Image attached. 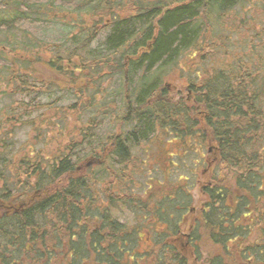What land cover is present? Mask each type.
Returning a JSON list of instances; mask_svg holds the SVG:
<instances>
[{
  "label": "trees",
  "instance_id": "16d2710c",
  "mask_svg": "<svg viewBox=\"0 0 264 264\" xmlns=\"http://www.w3.org/2000/svg\"><path fill=\"white\" fill-rule=\"evenodd\" d=\"M44 1L0 0V10L11 12L6 21L0 22V30L12 31L25 24L49 31L52 24L40 12ZM123 1L89 0L84 6L79 5L74 12L91 10L85 8L88 6L106 20L100 27L81 24L79 30L83 29L84 35L80 31L76 35L70 33L72 36L68 38L76 41L75 52L60 53V44L52 41L49 47L55 54L44 63L63 75L80 71L77 81L79 75L96 66V61L87 60L90 55L77 53V46L88 49L105 32L101 53L104 50L111 56L100 64L115 65L113 71L124 79L128 101L123 123L119 118L117 123L124 127L132 122L135 128L130 133H123L120 128L113 136L101 137L95 134L99 125L94 120L89 119L85 125L78 118L81 123L78 136L64 150L46 162L41 151L35 152L33 158L19 159L13 170L4 162L7 158L1 143L7 140L0 142V159L7 167L0 168V264H190V255L201 264H264V70L261 64L250 57L246 62L236 60L216 67L201 84L188 82L189 89L195 93L190 100L170 93L166 79L148 83L154 71L178 63L187 51L202 49L206 31V23L202 25L204 16H213L215 22H220L250 0H135L131 1L132 7L115 13ZM52 3L54 0H48L46 5ZM74 55L77 62L71 61ZM67 64L72 70L65 69ZM198 76L201 77L199 73ZM15 77V80L6 78L5 85L14 84L16 89L39 87V92L44 88V94L52 87V84H37L20 71ZM88 89L80 86L78 96H84ZM18 105L7 113V122L12 119L17 124L21 116L23 125L37 129L34 120L24 121L30 116L29 111L38 112V106L26 108L25 101ZM87 108L81 106L83 114ZM81 111L80 107L75 109L80 113L78 117ZM162 131L173 132L184 144L188 143L187 137L201 131L203 144L211 143L215 147L213 173L204 188L200 215L191 226V233L183 231L187 218H180L175 229H164L165 234H159L160 239L163 236L166 239L153 242L149 250L141 252L139 228H130L119 221L111 209L118 202L141 208L139 211L147 208V202L141 207L127 194H117L121 189L119 180L129 169L133 148L140 141L149 142L153 138L156 141ZM189 151L185 149L180 158L183 164ZM88 156L101 162L100 173L89 177L77 174L89 170L87 164L78 166ZM119 165L124 168L116 169ZM8 171L18 176L17 182L8 181L5 176ZM107 173L113 178L103 191L108 203L94 209L91 205L96 199L89 186ZM24 175L27 180L20 188L18 183L23 180L19 177ZM182 179V183L177 180L173 184V197L183 193L192 205L194 198L184 185L188 179L182 176L179 181ZM171 207L172 202L157 204L149 211L152 222L162 223L164 212L172 210ZM203 239L218 247L217 252L204 257Z\"/></svg>",
  "mask_w": 264,
  "mask_h": 264
},
{
  "label": "rangeland",
  "instance_id": "374dc122",
  "mask_svg": "<svg viewBox=\"0 0 264 264\" xmlns=\"http://www.w3.org/2000/svg\"><path fill=\"white\" fill-rule=\"evenodd\" d=\"M88 1L54 0L52 6L46 5L48 0L44 1L45 4L42 5L43 9L40 12L52 26L49 27V31L40 34L36 38V42L29 40L30 38L35 39L31 32L32 27L29 28L30 35H27L28 37L21 32L24 28H28L25 25H22L21 29L12 31L0 30V142L7 140V142L1 143V146L4 147V158H7L4 162L7 163L8 169L13 170L16 162L23 157L33 158L31 156L35 152L41 151L42 159L46 162L48 158L50 159L60 150H64L67 143L71 139L74 140L78 134V128L81 124L78 118L84 124L87 123V118L94 120L99 125L95 134L101 137L113 136V134L120 132V128H122L123 133H130L135 128L132 122L124 127L117 123V118L123 123L122 120L127 113L128 101L127 96H125L124 79L113 71L115 65L112 64L110 67L106 64H100L104 60L107 61L111 56L104 50L101 53V47L106 36L105 32L97 36V40L89 45L88 49L77 46L78 54L81 56L90 55L87 60L96 61V66L88 69L87 79L86 75H79L75 85H71L74 88L77 85L78 89L85 85L90 88L88 98L86 96L77 98L76 95L67 93V87L70 85L68 78L48 74L46 69L35 59L37 55L44 60L49 58L51 54H55L52 47L47 46V43L51 44L53 40L59 38L67 39L71 32L78 34L81 24L86 23L87 26L100 27L104 23L106 18L98 16L95 8L85 6L91 10L74 12L79 5L84 6L83 4ZM131 1L135 0H124L121 2V7L116 5L117 8L114 12H119L128 6L132 7ZM174 4L177 5L178 2ZM108 10L107 8V12ZM133 10L135 9L133 8ZM8 15H11L10 10H0V22L6 21ZM205 23L206 31L201 42L202 49L199 52L187 51L178 63L163 68L159 72L156 71L155 73L154 71L148 83H158L166 79V88L170 93L180 96V98L184 97V100H190V97L194 96L195 93L189 89L188 82L201 84L207 74L216 67L225 66L236 60L246 62L250 57H254V61L257 64L260 63L261 69L264 70V0H250L246 5L232 10L220 22H215L213 16L210 18L204 16L202 25L204 26ZM77 36L81 37V35ZM41 40L45 41L44 45L40 44L43 42ZM110 58L115 59V57ZM26 60L33 62L31 68H23V62ZM19 71L36 77L34 80L37 81V84L38 82L40 85H42L41 83L45 84V82L48 85L51 83L50 92L44 94L43 88L40 92L38 91L28 97L22 95L20 89H16L14 84L6 86L5 79L12 77V80H15V74ZM21 101L34 103L33 106H38V112L29 111L30 116L26 117L24 121L28 123L34 120L37 129L23 125L21 116L17 119V124L13 121H4L7 113L11 112V108L16 109ZM74 102L78 104L80 111L82 105L88 107L89 110L85 115L81 111V117H78L77 114L80 113L68 108ZM48 104L53 105L48 107ZM28 107L27 105L26 108ZM18 114H21V111ZM157 136L156 141L153 142L155 138L149 142L140 141L133 148L131 164L129 169L125 171L124 177L119 180L121 189L117 191L119 195L127 194L134 198L138 201L136 204L141 207L143 203L147 202V208L139 211L141 208L138 210L137 207L125 206L124 203L118 202L111 209V213L119 221L127 224L130 228H139L138 249L141 252L149 250L153 242L166 239L164 236L160 239L159 234H165L164 229L171 231L175 229L177 224L181 222L179 221L180 218H187L183 225V231L185 234L191 233V226L200 215L204 201V188L209 182L208 179L211 178L214 167L212 162L215 158V152H213L215 147L211 143L203 144L201 131L187 137V144L176 139L174 137L176 135L171 131L159 132ZM185 149L190 151L187 157L185 156V164H183L182 161L180 162V158L184 156ZM81 152L83 153V149ZM198 161L199 164H197ZM4 162L0 159V164L2 163L0 168H7L4 167ZM90 162L92 165L88 167L89 170L84 169L77 174L89 177L92 176V173H98L101 169V162L92 161L89 156L84 158L78 166L88 165ZM135 165L138 168H135ZM123 168L124 166L121 165L116 167L118 170ZM5 176L9 182L10 179L13 183L17 182L18 176L9 174V171ZM182 176L188 179V181H184V185L188 186L185 188L187 191L190 189V195L194 198L192 205L183 193L175 194L176 196L173 197L175 192L173 184L177 180L178 183H182L183 179L179 181ZM19 178L23 180L18 183L21 188L22 185H25L27 176L24 175V177ZM93 178L95 179L94 176ZM112 180V176L107 173L102 179H95L94 183L90 184L91 193L93 192L96 199L91 207L94 206V209L97 206L104 207L103 204L108 203L107 195L104 196L103 191L105 185L110 184ZM115 190H113L114 193ZM167 195H172L175 200L171 199L172 197L165 198ZM164 201L172 202V210L164 212L162 223L152 222L149 211ZM99 212L97 213L99 214ZM217 250L218 247L211 246L206 239H203L204 257L217 252ZM190 264H201V262H197L190 255Z\"/></svg>",
  "mask_w": 264,
  "mask_h": 264
},
{
  "label": "flooded vegetation",
  "instance_id": "af4514ba",
  "mask_svg": "<svg viewBox=\"0 0 264 264\" xmlns=\"http://www.w3.org/2000/svg\"><path fill=\"white\" fill-rule=\"evenodd\" d=\"M25 25V24H24ZM25 26H27L28 28H24V30H21V32L25 35V36H27V35H30L29 34V28L30 27H32L33 29H31V32L33 33V37H35V39H32V38H30L29 40L30 41H34V42H36L37 41V37H39V35L40 34H43L44 33V31L45 30H43V31H41L40 29H39V27L37 26V25H25ZM22 28V26L19 28V29H21ZM17 28H15L14 30H16ZM88 29V28H87ZM80 31V34L81 35H84V33H83V29H80L79 30ZM74 35H76V33L74 34ZM69 36H72L71 34H69ZM28 37V36H27ZM41 41H43V42H40V44H42V45H44L45 44V41L44 40H41ZM54 42H57L58 44H60V46H59V50H58V52H60V53H65L66 52V50H70V52H75L76 51V41L74 40V39H71V38H67V39H57V40H53ZM47 46H50V43H47ZM51 57V56H50ZM49 57V58H50ZM76 57L77 56H75L74 55V57L71 59V61H75V62H77V59H76ZM49 58H45L44 60H42L41 58H40V56L39 55H37L36 57H35V59L37 60V62L38 63H40L45 69H46V71H47V73L48 74H51V75H56V76H62V77H65L66 79L68 78V80H69V82H70V85H68V87H67V93H69V94H74V95H76V97L77 98H80V96H78V94H77V85H76V87L74 88V87H72L71 85L72 84H74L75 85V83L77 82L76 81V74L77 73H80V71H74L73 70V72H69L68 71V74L67 75H63L57 68L55 69V70H52L48 65H46L45 63H44V61L45 60H47V61H49ZM39 59V60H38ZM24 63V66H23V68L24 67H32L33 66V62H31L30 60H26V61H24L23 62ZM65 67V69H71L72 70V66H69V64H67V65H65L64 66ZM20 73H21V71H20ZM22 74L25 76V77H27L28 79H34V78H36V77H34L33 75L32 76H30V75H28V74H26V72H22ZM71 74H74L75 76H73L72 78H71ZM85 75H86V79H87V72L85 71V73H84ZM40 82H44V81H40ZM45 84H47L48 85V83L47 82H45ZM51 84V83H50ZM86 86V85H85ZM86 88H87V86H86ZM30 90V91H29ZM89 90V89H88ZM33 91H39V87H29L28 89H20V92L22 93V95H27L28 97L30 96V95H32V94H34V92ZM70 91V92H69ZM82 96V95H81ZM89 97V93H85V95L84 96H82V97ZM25 103L27 104V105H35L34 103H28V102H26L25 101ZM70 106V108L71 109H73L74 111H75V109L78 107V104H76V102H74V103H72L71 105H69ZM31 107H33V106H31ZM87 108V107H86ZM88 109V108H87ZM72 111V110H71ZM86 114V113H85ZM84 114V115H85ZM7 119V118H6ZM4 120V121H6L7 122V120L9 119H7V120ZM90 119V118H89ZM89 119L87 118V122L89 121ZM10 121H12V119H10ZM14 122V121H13ZM85 125H87V123L85 124ZM78 136V135H77ZM76 136V137H77ZM74 140H75V138H74ZM73 139H71L70 141H74ZM90 164L92 165V163L90 162ZM59 183L57 184V187H59V184H60V180L58 181Z\"/></svg>",
  "mask_w": 264,
  "mask_h": 264
}]
</instances>
